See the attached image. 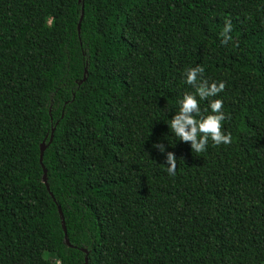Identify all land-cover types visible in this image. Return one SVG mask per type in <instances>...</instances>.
<instances>
[{
    "label": "trees",
    "instance_id": "1",
    "mask_svg": "<svg viewBox=\"0 0 264 264\" xmlns=\"http://www.w3.org/2000/svg\"><path fill=\"white\" fill-rule=\"evenodd\" d=\"M194 63L233 137L198 155L165 122ZM85 255L264 264V0H0V264Z\"/></svg>",
    "mask_w": 264,
    "mask_h": 264
},
{
    "label": "clouds",
    "instance_id": "2",
    "mask_svg": "<svg viewBox=\"0 0 264 264\" xmlns=\"http://www.w3.org/2000/svg\"><path fill=\"white\" fill-rule=\"evenodd\" d=\"M232 31V20L225 17L218 33L221 45L232 40ZM204 73L205 67L200 63L186 66L182 70L181 81L188 89L176 99L171 117L165 115V122L171 133L168 145H173L176 141L188 143L191 152L197 155L204 153L209 145H229L233 139L231 132L223 127V122L230 119V113L225 111L224 101L218 96L224 90L225 82L208 79ZM168 109H165L164 114ZM151 147L163 155L164 170L168 175L174 176L176 155L159 140L152 141Z\"/></svg>",
    "mask_w": 264,
    "mask_h": 264
},
{
    "label": "water",
    "instance_id": "3",
    "mask_svg": "<svg viewBox=\"0 0 264 264\" xmlns=\"http://www.w3.org/2000/svg\"><path fill=\"white\" fill-rule=\"evenodd\" d=\"M82 9H81V15H80V20H81V17H82ZM78 29H79V25H78ZM84 79V78H83ZM52 131H53V128H52ZM52 139V133L50 135V138H49V141ZM46 147V144L44 143V140L40 143V154H39V160L41 161L42 159V154H43V150L45 149ZM42 180L43 182L45 183L46 187L48 188V185H47V178H46V170L45 168H43V175H42ZM57 209H58V214H59V217H60V221H61V226H62V229H63V234H64V242L69 245V241L67 239V236H66V227L64 225V218H63V214H62V211L60 209V206H57ZM84 252L85 250L82 249ZM87 262V257L86 255L84 256V263L83 264H86Z\"/></svg>",
    "mask_w": 264,
    "mask_h": 264
}]
</instances>
